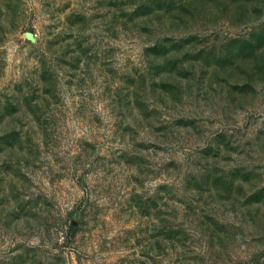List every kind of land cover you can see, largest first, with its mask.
<instances>
[{
	"label": "rangeland",
	"instance_id": "obj_1",
	"mask_svg": "<svg viewBox=\"0 0 264 264\" xmlns=\"http://www.w3.org/2000/svg\"><path fill=\"white\" fill-rule=\"evenodd\" d=\"M0 264H264V0H0Z\"/></svg>",
	"mask_w": 264,
	"mask_h": 264
}]
</instances>
